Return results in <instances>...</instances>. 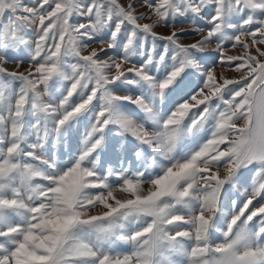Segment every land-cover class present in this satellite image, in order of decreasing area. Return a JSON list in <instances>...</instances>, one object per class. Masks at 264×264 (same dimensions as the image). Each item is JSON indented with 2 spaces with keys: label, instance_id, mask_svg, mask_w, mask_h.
Segmentation results:
<instances>
[{
  "label": "snow or ice",
  "instance_id": "snow-or-ice-1",
  "mask_svg": "<svg viewBox=\"0 0 264 264\" xmlns=\"http://www.w3.org/2000/svg\"><path fill=\"white\" fill-rule=\"evenodd\" d=\"M139 3L0 0V264H264V0Z\"/></svg>",
  "mask_w": 264,
  "mask_h": 264
},
{
  "label": "rangeland",
  "instance_id": "rangeland-1",
  "mask_svg": "<svg viewBox=\"0 0 264 264\" xmlns=\"http://www.w3.org/2000/svg\"><path fill=\"white\" fill-rule=\"evenodd\" d=\"M136 7L138 8V10L140 11H143L144 9H142L140 7V3H139V0H137V4H136ZM179 27H184V28H190L191 25L188 24V23H184V24H181V25H178ZM156 31L158 32H161V33H166L167 32V29L163 28V27H159L156 29ZM32 33H29V36H31ZM200 37L197 36V35H194V34H188V35H185L182 37V42L184 43H191V42H194L195 40L199 39ZM214 46V45H213ZM92 47H99V45L97 43H92ZM229 54H236V50H230ZM8 70H16V64L12 61H10L9 63L5 64L4 65ZM28 68V60L25 59L24 62L21 64L20 66V69L21 71L25 70ZM218 71L220 69H217ZM229 75H234V73H229ZM123 94V93H121ZM76 136L77 134L74 133L73 134V147H76L77 145V142H76ZM117 195H120L119 193H117Z\"/></svg>",
  "mask_w": 264,
  "mask_h": 264
}]
</instances>
